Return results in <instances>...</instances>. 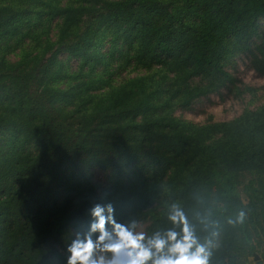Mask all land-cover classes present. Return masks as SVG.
Here are the masks:
<instances>
[{
	"label": "trees",
	"instance_id": "obj_1",
	"mask_svg": "<svg viewBox=\"0 0 264 264\" xmlns=\"http://www.w3.org/2000/svg\"><path fill=\"white\" fill-rule=\"evenodd\" d=\"M240 53L264 74V0H0V264H68L73 242L98 240L97 205L114 241L150 221L146 264L167 254L151 241L183 235L173 206L208 264H250L264 251V103L175 115L243 92L227 68Z\"/></svg>",
	"mask_w": 264,
	"mask_h": 264
},
{
	"label": "clouds",
	"instance_id": "obj_2",
	"mask_svg": "<svg viewBox=\"0 0 264 264\" xmlns=\"http://www.w3.org/2000/svg\"><path fill=\"white\" fill-rule=\"evenodd\" d=\"M107 211L111 214L113 211L111 206ZM104 212L105 209L99 205L93 208L92 215L96 222L91 225V231L100 233L98 240L94 243L91 238H86L84 241L73 242L68 249L71 253L68 264H120L119 255L121 252H125L130 258L128 264H146L153 254L141 243L144 239L143 234L134 236L127 229L115 226V234L118 239L115 242L104 243L106 240H111L105 228ZM169 219L174 224H182L183 235L178 238V233L169 231L167 239L156 238L151 241V247H154L157 253H162L165 246H168L167 254L153 260V264H208L211 253L204 245L199 244L183 211L179 207L173 206V212ZM239 219L243 220V213L240 214ZM101 244H103V248L100 250L111 252L112 259L107 261L104 257H100L98 260L93 259L94 252L100 248Z\"/></svg>",
	"mask_w": 264,
	"mask_h": 264
},
{
	"label": "rangeland",
	"instance_id": "obj_3",
	"mask_svg": "<svg viewBox=\"0 0 264 264\" xmlns=\"http://www.w3.org/2000/svg\"><path fill=\"white\" fill-rule=\"evenodd\" d=\"M227 68L237 79L236 84L241 87L243 92L236 93V88H233L230 92L224 88L221 92L211 93L208 96L198 98L190 108H177L175 115L195 123L225 121L234 119L246 109H254L264 103V74L259 73L253 67L247 53L238 54ZM135 73L132 72V75ZM245 87H250L251 90L245 91ZM95 174L98 179H103L104 177V172L102 171H97ZM149 224V220L139 223L132 234L134 236L143 234L144 237ZM107 242L115 241L111 237V240H107ZM100 249L101 247L94 252V259L98 260L100 257H104L106 261L112 259L113 254L111 252H104ZM258 255L259 258H253L250 264H264V251Z\"/></svg>",
	"mask_w": 264,
	"mask_h": 264
},
{
	"label": "water",
	"instance_id": "obj_4",
	"mask_svg": "<svg viewBox=\"0 0 264 264\" xmlns=\"http://www.w3.org/2000/svg\"><path fill=\"white\" fill-rule=\"evenodd\" d=\"M259 258V255L258 254H255V259H258Z\"/></svg>",
	"mask_w": 264,
	"mask_h": 264
}]
</instances>
